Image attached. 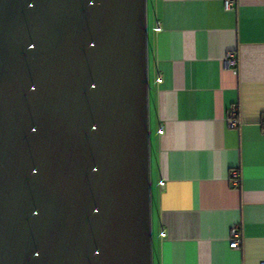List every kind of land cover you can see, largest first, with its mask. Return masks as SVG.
Returning a JSON list of instances; mask_svg holds the SVG:
<instances>
[{
    "label": "water",
    "instance_id": "obj_1",
    "mask_svg": "<svg viewBox=\"0 0 264 264\" xmlns=\"http://www.w3.org/2000/svg\"><path fill=\"white\" fill-rule=\"evenodd\" d=\"M0 264H152L146 0H0Z\"/></svg>",
    "mask_w": 264,
    "mask_h": 264
},
{
    "label": "crops",
    "instance_id": "obj_2",
    "mask_svg": "<svg viewBox=\"0 0 264 264\" xmlns=\"http://www.w3.org/2000/svg\"><path fill=\"white\" fill-rule=\"evenodd\" d=\"M146 13L152 264H260L264 0H146Z\"/></svg>",
    "mask_w": 264,
    "mask_h": 264
},
{
    "label": "built area",
    "instance_id": "obj_3",
    "mask_svg": "<svg viewBox=\"0 0 264 264\" xmlns=\"http://www.w3.org/2000/svg\"><path fill=\"white\" fill-rule=\"evenodd\" d=\"M232 2L233 0H223L224 6L226 8H230ZM226 60L231 65H234L236 61L232 52H228L226 54ZM260 122L262 125V131H264V115L261 116ZM227 125L228 127H232V128H237L240 125V120L237 118L235 107H231L228 112ZM161 132L162 130H160V133ZM229 176H230L231 184L237 185L238 183L237 173L235 171H231ZM227 241H228V246L231 248H238L240 246L241 236H240L238 225H235L230 229L229 237ZM260 264H264V261H261Z\"/></svg>",
    "mask_w": 264,
    "mask_h": 264
}]
</instances>
